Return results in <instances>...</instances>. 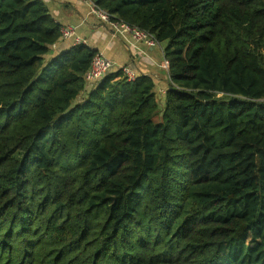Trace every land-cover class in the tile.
<instances>
[{
	"label": "trees",
	"instance_id": "1",
	"mask_svg": "<svg viewBox=\"0 0 264 264\" xmlns=\"http://www.w3.org/2000/svg\"><path fill=\"white\" fill-rule=\"evenodd\" d=\"M95 1L164 45V106L0 0V264H264V0Z\"/></svg>",
	"mask_w": 264,
	"mask_h": 264
},
{
	"label": "crops",
	"instance_id": "2",
	"mask_svg": "<svg viewBox=\"0 0 264 264\" xmlns=\"http://www.w3.org/2000/svg\"><path fill=\"white\" fill-rule=\"evenodd\" d=\"M53 18L62 26L77 27V35L87 41V45L104 54L117 64V69L128 67L137 76H148L156 83L155 93L159 104L165 102L169 87V73L161 67L164 60V45L149 48L145 45L131 48L127 43L115 36L106 24L91 13L89 6L81 0H43ZM73 43L65 41L62 46ZM116 69V70H117Z\"/></svg>",
	"mask_w": 264,
	"mask_h": 264
},
{
	"label": "built area",
	"instance_id": "3",
	"mask_svg": "<svg viewBox=\"0 0 264 264\" xmlns=\"http://www.w3.org/2000/svg\"><path fill=\"white\" fill-rule=\"evenodd\" d=\"M81 1L85 2L89 6L91 13L95 15L102 23L110 27L115 36L122 38L128 46L137 49L140 45H145L149 48H155L161 45L151 33L141 30L137 27L130 26L123 21L116 20L114 16L100 9L97 6L95 0ZM61 40L64 42L73 40V44L75 45H87V41L77 35L76 28L73 26L62 27ZM53 48L55 49L56 45H53ZM161 67L169 72V61L164 58ZM116 69L117 64L114 61L107 58L102 53H97L85 75V81L88 85H93ZM120 69L124 71V74L129 81H135L137 79L138 76L132 69L128 67H122Z\"/></svg>",
	"mask_w": 264,
	"mask_h": 264
},
{
	"label": "rangeland",
	"instance_id": "4",
	"mask_svg": "<svg viewBox=\"0 0 264 264\" xmlns=\"http://www.w3.org/2000/svg\"><path fill=\"white\" fill-rule=\"evenodd\" d=\"M75 28L77 29V27H75ZM76 33H77V32H76ZM131 48H132V47H131ZM162 104H163V103L159 104V107H160V108H163ZM159 119H160V118L157 117V118H156V122H158Z\"/></svg>",
	"mask_w": 264,
	"mask_h": 264
}]
</instances>
